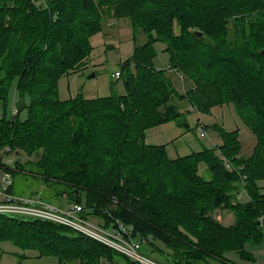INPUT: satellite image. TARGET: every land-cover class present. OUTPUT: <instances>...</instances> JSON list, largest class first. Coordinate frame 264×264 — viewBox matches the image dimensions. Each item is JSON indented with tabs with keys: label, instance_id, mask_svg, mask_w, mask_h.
<instances>
[{
	"label": "trees",
	"instance_id": "trees-1",
	"mask_svg": "<svg viewBox=\"0 0 264 264\" xmlns=\"http://www.w3.org/2000/svg\"><path fill=\"white\" fill-rule=\"evenodd\" d=\"M130 1L0 0V71L11 70L9 79L6 72L0 75V150L21 147L31 155L43 149L38 175L50 184L68 186L75 202L108 207L148 242L159 241L162 249L154 248L165 264H203L228 249L243 251L247 241L264 244V0ZM123 17L145 36L120 68L124 92L60 99L57 80L81 64L88 38L101 30L103 19ZM231 18L239 41L226 54ZM156 40L165 45L169 66L194 80L184 91L166 76V67L154 65ZM189 43L201 45L213 57L215 53L213 71ZM241 48L246 49L243 56ZM20 49L24 54L12 66ZM226 78L233 82L230 89ZM7 80V87L1 84ZM12 80L18 104L25 103L24 118L19 116L24 109L15 115L7 112ZM180 102L202 113L233 102L255 135L250 155L238 157V129L228 131L218 124L210 128L221 144L212 149L171 159L164 145L146 143L144 131L180 115ZM100 117L112 120L110 138L107 127L96 136L89 128L79 129L82 121ZM200 161L208 179L197 172ZM16 162L17 168H9L12 175L21 171ZM238 185L247 195L245 202L228 192ZM223 208L234 214L233 224L222 225L213 216ZM70 231L47 220L0 213V242L56 256L59 264H129L109 247Z\"/></svg>",
	"mask_w": 264,
	"mask_h": 264
},
{
	"label": "rangeland",
	"instance_id": "rangeland-1",
	"mask_svg": "<svg viewBox=\"0 0 264 264\" xmlns=\"http://www.w3.org/2000/svg\"><path fill=\"white\" fill-rule=\"evenodd\" d=\"M132 2H134V0L130 1V3ZM147 6L148 5L144 7ZM249 18L253 17H248V19ZM229 23L230 24L226 28L227 31H225L226 45L224 46V51L226 54H228L230 50H233L235 42L239 41L238 37L233 32V18L229 20ZM134 30L129 19L126 17L103 19L101 30L88 38L89 50L85 54L81 64L74 71L63 74L58 78L56 83L58 97L64 100L77 96L90 99L109 96L113 93H123L124 87L122 80L113 77L112 73L121 68L122 63L132 55L136 45L142 44L145 41V36L142 31L135 32ZM175 33H178V30H176ZM153 47L156 52L154 65L160 69L166 67V76L170 78L171 82H173L179 91H184L187 86L195 83L192 78L184 76L180 70L175 69L176 71H174L169 66V54L161 41L156 40L153 43ZM190 48H194L198 53H202L201 55L206 57L208 62L207 65H211V71L215 69V53V57H213L210 53H206L208 50L198 44H194V46L190 44ZM243 49L245 48H241L239 52L241 55L243 54ZM23 52L24 50L20 49L14 53L11 63L12 66L16 65L17 59L22 58ZM10 54L7 55L3 62V66L8 65L7 59ZM0 56H2V54ZM3 68L6 70L5 72L9 79L11 75L10 68ZM5 72L0 71V75L3 76ZM180 74L183 76V79L179 76ZM223 80L226 82V88L230 89L231 86H234L232 80L229 78ZM9 81L10 80L3 81L1 84L7 87ZM217 84L220 86L222 82L217 81ZM8 89L7 112L8 114L15 115L21 102L18 104L19 95L14 80L10 82ZM180 103V110L182 112L180 115L149 127L144 131V141L146 143L164 145L167 156L171 159L194 151H199L204 147L212 149L215 145L221 144V139L210 128L212 124H218L228 131L238 129L239 140L241 142V150L239 151L238 157L245 158L250 155L252 147L255 144V135L239 116L233 102H224L221 105L213 106L208 113H202V111L197 112L193 108H190L187 103ZM0 106H2V102H0ZM24 107L25 105L20 111H22ZM19 116L20 118H24L26 116V109L20 112ZM90 121V118L82 121L79 129L89 128L91 129V134L96 136L101 134L103 128L107 127L110 132L107 133V138L111 137L110 134L113 132V123H111V119H101V117L99 119H93L92 123H94V125ZM105 123L108 124L106 125ZM186 124L188 125L186 126ZM203 125L208 127L205 128V134H202L198 129L199 126ZM42 150L43 149L40 148L38 152L29 155L21 147H17L12 151L10 149V153L8 154V159L11 161L10 166L15 167L17 164L16 161H18V164H20L19 169H21V171H16L12 175V193L16 196L40 195L49 202L65 207L70 201H73L70 198V188L63 183L50 184L37 174L36 165L39 162V154ZM197 172L202 174L205 179L210 177L207 167L202 161L197 164ZM262 184L264 185V182ZM240 188L243 190V187L238 185V188L231 189V191L228 192L236 195L239 201L245 202L248 199L247 195L244 191H239ZM81 201L84 202V194ZM213 216L225 226L231 225L235 221L234 214L225 208L215 210ZM70 232L74 233L72 231ZM154 247H157L158 250L162 249L159 241L155 240L152 243L147 240L142 241V250L144 252L159 261L165 262L164 257L160 255L159 251ZM162 251H165V249L163 248ZM39 254L37 249H23L10 241L0 242V264H59L56 256ZM210 258H206V260L201 261V263L223 264L225 259H228L232 264H264V244L263 242L247 241L243 246V251L228 249L221 254L220 258ZM209 259L211 261L208 263ZM77 263L78 262L70 264Z\"/></svg>",
	"mask_w": 264,
	"mask_h": 264
},
{
	"label": "built area",
	"instance_id": "built-area-1",
	"mask_svg": "<svg viewBox=\"0 0 264 264\" xmlns=\"http://www.w3.org/2000/svg\"><path fill=\"white\" fill-rule=\"evenodd\" d=\"M112 76L120 78V69L112 73ZM179 76L181 77V74ZM198 129L205 134L203 126ZM9 153L8 146L0 150V213L42 219L66 226L126 257L129 264H165L144 252L142 241L145 239L136 234L132 225L116 217L108 207H89L75 201H70L67 206L62 207L43 199L40 195H14ZM112 202L114 203L115 199H112Z\"/></svg>",
	"mask_w": 264,
	"mask_h": 264
},
{
	"label": "water",
	"instance_id": "water-1",
	"mask_svg": "<svg viewBox=\"0 0 264 264\" xmlns=\"http://www.w3.org/2000/svg\"><path fill=\"white\" fill-rule=\"evenodd\" d=\"M197 36H201V32L200 31H195L194 32ZM260 53L261 54H263L264 55V49H261L260 50ZM93 75V74H92ZM25 105V103L24 102H21L20 104H19V106H18V111H20L22 108H23V106ZM188 124H186V126H187ZM257 223V222H256Z\"/></svg>",
	"mask_w": 264,
	"mask_h": 264
},
{
	"label": "crops",
	"instance_id": "crops-1",
	"mask_svg": "<svg viewBox=\"0 0 264 264\" xmlns=\"http://www.w3.org/2000/svg\"><path fill=\"white\" fill-rule=\"evenodd\" d=\"M210 259H212V258H210ZM208 260V263H209V261H211V260ZM214 260V259H213ZM215 260H218V259H215ZM227 262H229V263H227ZM225 263H227V264H232L228 259H225V262L223 263V264H225Z\"/></svg>",
	"mask_w": 264,
	"mask_h": 264
}]
</instances>
